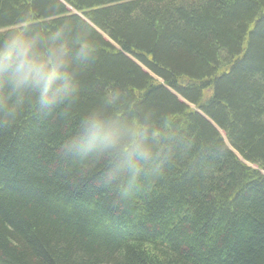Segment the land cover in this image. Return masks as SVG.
<instances>
[{"label": "trees", "instance_id": "obj_1", "mask_svg": "<svg viewBox=\"0 0 264 264\" xmlns=\"http://www.w3.org/2000/svg\"><path fill=\"white\" fill-rule=\"evenodd\" d=\"M11 37L67 76L0 70V264H264V0H0Z\"/></svg>", "mask_w": 264, "mask_h": 264}, {"label": "clouds", "instance_id": "obj_2", "mask_svg": "<svg viewBox=\"0 0 264 264\" xmlns=\"http://www.w3.org/2000/svg\"><path fill=\"white\" fill-rule=\"evenodd\" d=\"M5 61H15V71L17 72L21 83H29L41 91V102L48 104L47 93L53 84L59 80L66 78L65 63L63 59L55 55L46 62H41L33 58L29 49L24 45L19 37H11L3 48H0V70L6 66ZM93 126H96L95 118H93ZM137 133L133 132L135 136ZM140 154L146 155L142 149H137Z\"/></svg>", "mask_w": 264, "mask_h": 264}, {"label": "water", "instance_id": "obj_3", "mask_svg": "<svg viewBox=\"0 0 264 264\" xmlns=\"http://www.w3.org/2000/svg\"><path fill=\"white\" fill-rule=\"evenodd\" d=\"M218 128V127H217ZM218 130L223 134L225 141L229 144L228 139L226 138L225 134L218 128ZM230 145V144H229Z\"/></svg>", "mask_w": 264, "mask_h": 264}, {"label": "rangeland", "instance_id": "obj_4", "mask_svg": "<svg viewBox=\"0 0 264 264\" xmlns=\"http://www.w3.org/2000/svg\"><path fill=\"white\" fill-rule=\"evenodd\" d=\"M176 94V93H175ZM180 97V95H178ZM249 164V163H248ZM250 165V164H249Z\"/></svg>", "mask_w": 264, "mask_h": 264}]
</instances>
